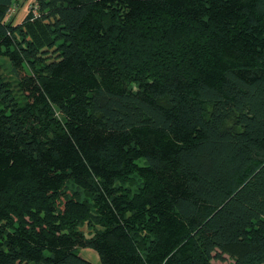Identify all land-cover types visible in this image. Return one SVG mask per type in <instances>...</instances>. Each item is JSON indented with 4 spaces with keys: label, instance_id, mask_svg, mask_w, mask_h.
Here are the masks:
<instances>
[{
    "label": "trees",
    "instance_id": "obj_1",
    "mask_svg": "<svg viewBox=\"0 0 264 264\" xmlns=\"http://www.w3.org/2000/svg\"><path fill=\"white\" fill-rule=\"evenodd\" d=\"M18 4L0 0L24 95L0 73V264H264V0Z\"/></svg>",
    "mask_w": 264,
    "mask_h": 264
},
{
    "label": "rangeland",
    "instance_id": "obj_2",
    "mask_svg": "<svg viewBox=\"0 0 264 264\" xmlns=\"http://www.w3.org/2000/svg\"><path fill=\"white\" fill-rule=\"evenodd\" d=\"M18 2H19L18 6L15 8V10L12 11V13L16 15V19H15L16 22H22V20L25 18L27 13L31 10V8L35 4V0H18ZM0 73L2 77L10 84L15 99L19 103H23L24 95L20 90L19 82L17 80L16 75L12 71L11 62L6 56L0 58ZM70 184L71 187L74 188V190L79 191L80 199L82 201H86L87 199L90 200L86 190L76 185L75 183H70ZM125 185L135 191L139 187L140 183L138 181L135 183H126ZM78 227L82 231H84V233L87 234L88 236H91L96 231L102 228L101 224L98 222L96 216L93 213H91L90 216L87 217V219L81 221ZM78 251L83 257L90 260L92 264H103L100 255L96 249L92 247H80ZM212 262L213 264H233L234 258L230 254L224 253L223 257L214 258Z\"/></svg>",
    "mask_w": 264,
    "mask_h": 264
},
{
    "label": "built area",
    "instance_id": "obj_3",
    "mask_svg": "<svg viewBox=\"0 0 264 264\" xmlns=\"http://www.w3.org/2000/svg\"><path fill=\"white\" fill-rule=\"evenodd\" d=\"M15 10V8L12 9V11ZM12 13V12H11Z\"/></svg>",
    "mask_w": 264,
    "mask_h": 264
}]
</instances>
